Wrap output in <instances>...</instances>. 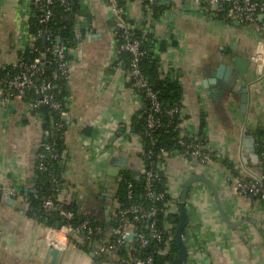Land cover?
Listing matches in <instances>:
<instances>
[{
	"label": "crops",
	"instance_id": "1",
	"mask_svg": "<svg viewBox=\"0 0 264 264\" xmlns=\"http://www.w3.org/2000/svg\"><path fill=\"white\" fill-rule=\"evenodd\" d=\"M160 1L164 2L158 4L163 6L158 9L163 18L151 37L159 48L157 55L169 67L166 71L170 78L182 88L181 131L205 132L208 143L242 171L258 170L259 157L253 160L248 156L246 163L242 153L244 147L257 150V140L263 133L264 78L251 85L246 114L238 109L239 93L218 92L216 84L209 88L202 85L219 63L233 66L231 56L250 60L258 38L252 30H243L236 21L225 19L222 4L210 8L204 0ZM0 2V63H4L14 59L22 45L19 33L28 17V4L27 0ZM81 6L82 11H90L95 25L92 32L80 24L74 30L77 51L70 59L66 100L70 113L66 118L59 194L64 196L72 188L78 216L96 220L102 231L83 243L75 237L66 240L60 232L52 234L54 225L34 198L37 193H48L42 192L43 182L35 169L41 124L26 113L23 100H17L11 108L0 102V264H121L115 257L96 254L116 223L112 195L117 180L107 169L110 159L119 153L103 158L99 155L102 140L118 122L125 123L127 135L135 138L132 121L142 113L143 105L131 95L123 69L110 67L113 44L107 33L109 14L105 6L99 0H83ZM141 15L139 3H133L129 17L139 19ZM237 78L230 80L235 89L243 82ZM210 88L216 91L208 95ZM201 116L205 122L199 127ZM177 169L178 164L170 165V175L174 176ZM15 187L21 193L12 197L7 191ZM222 190L223 208L231 221H241L239 226L231 228L225 223L210 191L190 196L188 202L201 224L190 231L185 243L188 257L183 264H264V207L233 193L226 185ZM50 248L60 250L55 260Z\"/></svg>",
	"mask_w": 264,
	"mask_h": 264
},
{
	"label": "built area",
	"instance_id": "2",
	"mask_svg": "<svg viewBox=\"0 0 264 264\" xmlns=\"http://www.w3.org/2000/svg\"><path fill=\"white\" fill-rule=\"evenodd\" d=\"M99 1L109 14L107 33L113 44L110 67L123 69L124 82L131 95L143 105L140 115H144V120L140 123L142 131L136 130L134 139L127 135V125L118 122L108 137L102 140L101 158L116 152L119 153L117 156H126L127 160L116 176L117 186L112 195L116 223L96 254L115 257L121 264H169L176 256L174 232L183 182L192 174L205 175L198 168L214 164L213 172H224L227 187L233 193L264 207V127L260 128L263 133L257 140L259 168L247 170L243 163L246 172L229 161L225 153L215 150L208 143L205 132H182L181 100L163 108L160 90L145 76L140 65L142 59L150 57L158 64L159 76L170 78L169 70L166 71L169 67L166 68L161 56L157 55L156 49L159 48L151 37L154 27L163 18V13L156 9L158 4L155 0ZM135 2L142 10L139 19L129 17ZM82 3L83 0H27L28 17L19 33L22 45L14 59L0 63V102L11 108L14 102L23 100L26 113L36 118L42 127V137L35 153V169L39 176L47 173L53 189L44 195L37 193L34 198L40 201L46 215L61 218V227L53 226L52 234L60 232L66 240L75 237L81 243L100 234L102 227L89 217L71 223L76 213L69 205L74 201L75 192L69 188L66 195L59 194L60 177L51 167L53 163H61L64 155V150L56 148V140L65 141L66 118L70 113L65 102L70 87V52L77 51L73 40L65 32H74L77 24L92 32L95 25L90 11H82ZM204 3L210 8L222 4L225 19L236 21L243 30L253 31L259 41L250 60L258 77H262L261 81L264 78V0H204ZM30 21L36 24L34 31H30ZM44 106L48 109L49 120L42 110ZM57 116L60 119L56 121L53 118ZM48 122L52 131L44 128ZM201 122H205L204 116L200 117L199 127ZM172 126L179 131L174 145L170 148L157 145L158 129L168 132ZM195 160L197 164H193ZM174 163L182 168V173L171 176L169 169ZM138 181L143 192L137 189ZM121 183L123 197L120 199L117 189ZM192 185L188 199L196 196ZM204 191H209L207 185ZM7 193L16 197L21 192L15 187L8 189ZM187 208L189 224L182 234L184 243L189 241L190 231L193 232L201 224L188 200ZM131 233L133 238L129 239Z\"/></svg>",
	"mask_w": 264,
	"mask_h": 264
},
{
	"label": "water",
	"instance_id": "3",
	"mask_svg": "<svg viewBox=\"0 0 264 264\" xmlns=\"http://www.w3.org/2000/svg\"><path fill=\"white\" fill-rule=\"evenodd\" d=\"M157 4H163L164 2H161L160 0H155ZM169 3V1L165 2ZM3 17V14L1 13V2H0V18ZM70 55L75 56L76 51L70 52ZM231 61L233 63V66H229L226 63H219L218 66L211 72L212 76H208L207 78L203 79L202 85L205 88H209V85L216 84L218 85L219 89L218 92L221 93H231L234 91V93H239L240 102L238 104V109L240 113L246 114L248 112L249 102H250V88L252 84H256L257 82H260V79L262 77H258L256 70L251 63L249 59L241 58V57H235L231 56ZM234 76V80H237L238 76L242 78L241 83H239V86H237V89L233 88L230 84L231 78ZM216 90L214 88H210L207 90V94L210 95L211 93H215ZM236 91V92H235ZM237 95V94H236ZM253 152V155L251 153ZM250 154V155H248ZM248 156L250 159L257 160L258 158V152L256 148L250 147L243 148L242 158L243 161L247 163ZM126 156H116L112 157L109 161V167L107 169L108 174L112 176H117L118 173L121 171L123 165L126 163ZM193 164H197V161H193ZM136 174V172H135ZM201 181L205 183L215 201V205L217 208V211L221 215L222 219L225 221V223L231 227L235 228L239 226L240 222H233L231 219L227 216L221 199L219 190L217 189V186L215 185L214 181L209 178L206 175L202 174H192L189 175L184 179L182 191L179 196V214H178V223L175 228L174 237L176 241V256L175 258L169 263V264H183L187 257H188V249L184 243L183 240V231L185 227L189 224V213L187 208V200H188V193L191 188V185L194 182ZM2 193L0 192V199H1ZM99 199H104L103 196H100ZM12 198H10V201ZM50 216V215H48ZM58 227H61V224H58ZM239 233L238 231H236ZM129 239L133 238V234L131 233L128 236ZM49 253L52 255L53 259L55 260L59 254L60 250L57 248H50ZM97 258V257H96Z\"/></svg>",
	"mask_w": 264,
	"mask_h": 264
},
{
	"label": "trees",
	"instance_id": "4",
	"mask_svg": "<svg viewBox=\"0 0 264 264\" xmlns=\"http://www.w3.org/2000/svg\"><path fill=\"white\" fill-rule=\"evenodd\" d=\"M75 7L77 9V4L75 3ZM163 6H156V9H161ZM30 31H34L36 28V24L34 21H30ZM66 35L68 37H70L73 40V44L76 45L77 40L75 38V34L73 32V30H69L65 32ZM140 65L142 68L143 73L145 74L146 77L149 78V80L151 82L154 83V87H156L157 89L160 90L159 92V96H160V100L163 104V108H168L172 103H174L175 101H180L181 100V94H182V88L181 85L178 84V82L176 80H172V78H161L158 74V64L155 60H152V58L150 57H145L144 59H142L140 61ZM64 97V95H63ZM62 97V98H63ZM29 98H31L29 96ZM29 98H26L25 100H28ZM62 98H58V99H62ZM66 102V100H65ZM42 110L45 112L46 116L48 117V120L50 118L48 109L46 106H44L42 108ZM54 120H59L60 118L54 117ZM144 120V115H138L136 118H134L133 125L135 127L136 130L142 131V128L140 126V123H142ZM176 120V119H175ZM204 122H201V125H203ZM66 125V124H65ZM45 129H48L50 131H52V127L50 126L49 122L46 123V125H44ZM158 133V142L157 145L163 146L165 148H170L174 145L178 135H179V131L178 129H176V126H172L168 129V132H164V130L158 129L157 131ZM64 141L61 139H57L56 140V148L59 151L64 150ZM64 158V157H63ZM62 158V159H63ZM57 174H60L61 172V163H53L52 167H51ZM126 174H131V172H127ZM41 181L43 182V190L42 192L46 191L47 192H51L52 191V184L49 183V176L47 175L46 172L41 174ZM137 185V189L139 191H144L142 188V184L141 182L138 181V183L136 182ZM158 187V186H157ZM159 188H156V190H158ZM118 197L121 199L123 197V185L122 183L120 185H118ZM38 201V200H36ZM69 207L76 213L75 217L72 218L70 221L71 223H77L79 222L82 218L78 216L77 214V208L74 204V201H72L69 205ZM47 220L51 222L52 225L56 226L59 223H61V218L59 216L53 215V216H48L46 215ZM177 251V247L176 245H174V253L176 254ZM174 254V256H175Z\"/></svg>",
	"mask_w": 264,
	"mask_h": 264
},
{
	"label": "rangeland",
	"instance_id": "5",
	"mask_svg": "<svg viewBox=\"0 0 264 264\" xmlns=\"http://www.w3.org/2000/svg\"><path fill=\"white\" fill-rule=\"evenodd\" d=\"M182 167L185 168V170H186L185 165L182 164ZM213 167H214V164H212L211 166L200 167V168H198V170L201 171L202 173H204L205 175L209 176L215 182L217 189L220 192H223L222 188L225 187V185L228 186V183H226V180L224 179V172L219 171V173L216 174V172H213ZM177 172L181 174L182 168L176 170L174 173H172V175H176ZM185 174H187L186 171H185ZM202 187H204L206 189V185L203 182H201V181L195 182L194 185H192L193 194L198 197L201 194V192L205 190V189L200 190ZM227 189H229V188L227 187ZM196 190H200V191L196 192Z\"/></svg>",
	"mask_w": 264,
	"mask_h": 264
}]
</instances>
